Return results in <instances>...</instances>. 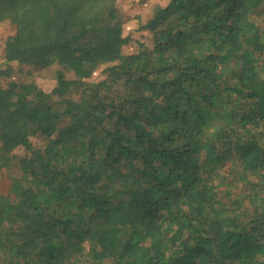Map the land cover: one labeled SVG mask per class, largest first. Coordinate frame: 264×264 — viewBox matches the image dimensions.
Returning a JSON list of instances; mask_svg holds the SVG:
<instances>
[{
    "label": "trees",
    "instance_id": "obj_1",
    "mask_svg": "<svg viewBox=\"0 0 264 264\" xmlns=\"http://www.w3.org/2000/svg\"><path fill=\"white\" fill-rule=\"evenodd\" d=\"M116 2L0 0L5 62L63 68L0 85V264H264V0H171L127 55Z\"/></svg>",
    "mask_w": 264,
    "mask_h": 264
},
{
    "label": "rangeland",
    "instance_id": "obj_2",
    "mask_svg": "<svg viewBox=\"0 0 264 264\" xmlns=\"http://www.w3.org/2000/svg\"><path fill=\"white\" fill-rule=\"evenodd\" d=\"M171 0H117L116 5L122 15L124 23V37L127 38L126 45L123 46L122 53L134 54L145 52L153 47V38L150 32L143 29V26L151 19L155 8L167 6ZM16 33L15 25L10 21L0 23V85L7 89L11 83L19 85H29L35 83L38 88L45 93L50 94L57 87V73L63 71L59 65L50 68L37 70L33 67L21 66L17 63L5 62V44L8 38ZM116 62L102 65L95 71L93 76L87 80L89 83H100L104 80V72L107 67L114 65ZM73 73H67V81L75 80ZM2 142H0V147ZM14 160L10 166L0 169V194L8 195L11 189L18 185V180L22 176L19 160L27 153L24 148L18 147L12 151ZM230 170V164L225 167ZM245 190L244 186L240 187L239 192ZM11 197L13 195L11 194Z\"/></svg>",
    "mask_w": 264,
    "mask_h": 264
}]
</instances>
